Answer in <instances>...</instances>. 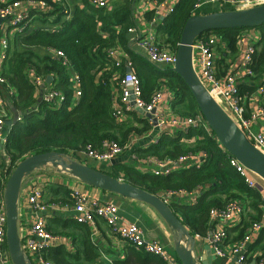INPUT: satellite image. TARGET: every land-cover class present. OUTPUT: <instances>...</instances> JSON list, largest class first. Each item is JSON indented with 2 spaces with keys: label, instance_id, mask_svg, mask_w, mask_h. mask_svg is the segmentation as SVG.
<instances>
[{
  "label": "trees",
  "instance_id": "1",
  "mask_svg": "<svg viewBox=\"0 0 264 264\" xmlns=\"http://www.w3.org/2000/svg\"><path fill=\"white\" fill-rule=\"evenodd\" d=\"M75 1H80L83 8L75 6L69 20L63 14L62 7L56 6L54 13L58 14V17L53 23L47 20L48 16L37 18L41 24H50L47 26L48 29L31 26L23 34L16 36L13 43H10L8 58L1 66L0 76L5 83L0 85V93L5 97L8 110L13 112V109H16L23 118L12 127L5 145V152L10 158L9 168L3 162L0 153V201L7 176L20 162L30 156L55 151L72 156L81 162L83 160L79 155L89 145L96 150L105 148V144L111 141L123 145L132 135L140 136L151 130L147 120L138 117L136 113H132L131 116L139 127L119 123L113 116L115 91L120 92V82L126 74L125 64L118 67L110 57L109 52L114 49L120 48L128 56L134 73L140 79L143 98L146 101L151 99L156 90L165 86L172 93L171 110L175 115L194 118L201 114L188 86L173 70H156L141 55L129 48L131 40L129 30L137 27L134 15L137 0H114L110 10L93 8L88 0ZM195 1L182 0L172 14L166 18H158L156 31L160 39L157 41L161 47L177 51L184 25L195 14L193 13ZM228 10L235 9L207 8L196 15ZM153 19V12L146 13L148 22L152 23ZM56 25H62V29L59 33H51L50 28ZM253 30L261 36L255 56L254 82L262 81L264 84V25L208 33L221 36L231 50L228 54L230 58L237 54L238 35ZM41 49L45 50L46 54L40 53ZM48 49L62 51L70 65L64 66L48 52ZM225 61L224 57L219 60L221 65ZM30 68L35 69L37 74L45 79L54 78L52 87L63 92L66 97L61 108H54L39 100V94L27 74ZM75 72L79 75L82 91L79 100L74 98L71 82ZM254 87L256 88V84ZM9 89L15 91L13 96L8 95ZM192 139H196L193 146L189 147L183 143V140ZM199 152L207 154V159L199 169L180 168L168 177L141 173L137 168V161H132L129 165L114 164L109 171L106 169L99 171L159 197L170 190H201L202 196L195 205H190L185 200H175L170 205L193 236L205 238L210 230V210L224 208L231 200L242 201L247 209L258 212L259 217L255 220H259L261 216L259 207L264 206L262 197L256 189L249 188L244 178L230 166L229 154L220 147L214 133L209 134L204 128L177 130L163 134L158 142L149 145V148H137L134 151L139 160L154 157L174 162L187 154ZM48 186L52 194L63 192L66 196L69 195L64 185ZM218 194L224 198L217 197ZM60 201L72 204V201L67 200L48 202ZM73 223L77 228L83 229L86 241L85 262L81 261L80 250L75 247L76 237L73 234H57L49 228L54 235L69 240L75 250L62 245L46 253V258L53 264L96 263L97 257L89 242L91 236L89 227L79 225L75 221ZM130 248L135 250L133 247ZM4 249H7L6 244ZM127 262L126 264H166L161 258L145 252L137 253L134 259Z\"/></svg>",
  "mask_w": 264,
  "mask_h": 264
},
{
  "label": "built area",
  "instance_id": "2",
  "mask_svg": "<svg viewBox=\"0 0 264 264\" xmlns=\"http://www.w3.org/2000/svg\"><path fill=\"white\" fill-rule=\"evenodd\" d=\"M114 0H88L91 7L96 9L110 10ZM182 0H145L142 7L143 13L153 12L154 19L152 25L156 26L158 18H166L175 11V8ZM264 4V0H196L193 13H201L203 10L216 6L219 9L232 7L235 10L247 9ZM61 6L63 14L68 20L71 17L70 5L65 0H0V72L1 66L7 60L10 51V39L23 34L29 29L33 21L38 17H44L55 12V7ZM4 22L8 23L7 31L4 29ZM62 25L52 26L51 33H59ZM136 33L140 48L144 51L146 58L153 66L163 70H173L177 62L176 52L161 47L157 37L151 31L142 34L136 28L129 30ZM6 37H5V35ZM261 39L257 31H244L238 36V54L225 74H220L217 65L216 51L219 46L224 45L221 36L215 33H205L198 37L193 44V66L199 80L205 86L210 95L227 112L237 126L244 132L251 144L264 154V130H257L256 124L264 121V107L261 102L264 100V85L256 87L255 99L256 107L249 115L246 113V104L240 95V86L247 80H254L255 56L258 52V43ZM54 58L60 60L64 66L70 65L69 60L60 50L48 49ZM110 57L115 61L116 66L123 64V52L120 48L109 52ZM128 69L132 68L131 61H128ZM32 85L39 94V100L54 108H61L65 102V95L61 91L55 90L52 85L47 84V79L38 75L36 70L30 68L27 71ZM74 89V98L79 100L82 96L80 78L78 73H74L71 78ZM5 80L0 76V85ZM120 92L115 96L113 116L117 122L121 123L137 110L143 111L145 119L151 126V130L159 131L160 135L173 133L177 130L186 131L189 128H204L209 134L213 133L202 114L194 118L180 117L171 110L172 93L163 86L156 90L149 101L143 98V90L140 79L133 72H126L120 82ZM15 91L8 90V95L13 96ZM170 103H169V101ZM151 115L152 118H147ZM13 112L8 110L4 95L0 93V153L5 150L9 129L6 122L11 120ZM22 114L17 122L22 121ZM156 121V124L154 123ZM216 138V137H215ZM140 137L132 135L128 142L121 145L116 141L105 144L101 150L87 146L81 153L80 158L85 162L88 159L95 161L100 167L109 170L116 159L130 150ZM158 140L156 141V143ZM220 145V144H219ZM225 151V149L220 145ZM227 153V152H226ZM229 154V153H227ZM72 157V156H71ZM132 160L138 162V169H143V164L152 166V174L157 177H168L176 170L184 168L199 169L207 159L205 152L197 154H187L179 158L177 162L170 159L161 160L158 158H147L139 160L133 152ZM230 166L244 178L249 188L254 189V182L249 178L250 173L235 157L229 154ZM82 161V162H83ZM10 162V158H9ZM9 162L7 165H9ZM9 168V166H7ZM6 168V169H7ZM101 169V168H100ZM10 174L7 176V181ZM6 181V182H7ZM42 183L33 182L27 193V202L35 213V220L20 236L22 249L29 257L31 264H53L46 253L59 246H69L70 241L66 238L54 235L47 228L48 214L54 211H61L63 208L56 203H48L45 200L44 187ZM6 185V184H5ZM43 185V184H42ZM70 205L74 221L79 225L94 227L96 222H103L109 227L111 233L118 240L136 250L143 251L149 255L161 258L166 264H180L177 258L169 255L163 245L157 241L148 239L141 228L135 224L119 225V208L115 204L101 202L89 194L81 191L77 186L70 187ZM202 196V191L170 190L165 192L160 198L168 205L175 200H185L190 205L197 204ZM0 263L9 259L8 250L4 249L6 244V208L2 199L0 201ZM247 209L242 201L231 200L224 208H213L210 210V222L218 224L220 227L213 229L204 238L213 248L217 257L231 261V264H248L245 254L246 247L252 242L254 236L260 232L263 225L255 223L251 232L237 245L226 250L224 247L227 239V228L240 222L247 214ZM200 237V236H195ZM264 264V263H262Z\"/></svg>",
  "mask_w": 264,
  "mask_h": 264
},
{
  "label": "crops",
  "instance_id": "3",
  "mask_svg": "<svg viewBox=\"0 0 264 264\" xmlns=\"http://www.w3.org/2000/svg\"><path fill=\"white\" fill-rule=\"evenodd\" d=\"M69 5L71 9V15L75 8V6H79L80 8H83V5L80 1L75 0H65ZM114 2V1H113ZM145 0H137L138 6L135 7L134 15L137 23L136 30H138L141 34L143 32L151 31L154 33L159 40V36L157 35L156 26H153L152 23L148 22L146 20V13L142 11V7L144 5ZM210 9H216V6L209 7ZM51 23L55 21V19L58 17V14L53 13L50 15H47ZM40 18V17H38ZM48 25L50 24H41L40 21H37V18L33 21L32 27L35 28H45L48 29ZM52 28V27H51ZM50 28V29H51ZM130 43L129 48L134 51L135 53L141 55L146 61L148 59L145 56L144 51L140 48L138 43V38L136 33H130ZM223 50L222 53H220V50ZM40 53H45V50H39ZM123 52V51H122ZM231 53V50L228 49L227 44L224 42L223 46H219L216 51L217 56V65H218V71L220 74H225L229 67L230 63L233 62L231 59H229L228 54ZM124 55H122V61L125 60L123 63L125 64L126 72L128 71V66L126 65L129 60L128 56L123 52ZM226 59L225 63L221 65L219 62L220 59L223 57ZM238 50H237V54ZM236 58V57H235ZM149 65H151L152 68L156 70H160L161 68H158L156 66H153L148 61ZM220 63V64H218ZM225 67V68H223ZM131 70L134 72V67L132 66ZM54 83V82H53ZM256 84V87L259 85H264L262 81L254 82V80H247L240 86V95L243 99V102L246 104V113L249 115L251 110H254L256 107V99H255V92L256 88L254 85ZM251 90H253L251 92ZM116 95H118V91H115ZM169 101V100H168ZM170 103V101H169ZM262 106L264 107V100L261 102ZM136 115L142 119H145L143 115H141L139 112H136ZM122 123L127 124L128 126H134L139 127V124L133 120L132 116L127 117ZM257 130H264V121H260L256 124ZM162 135L159 134V131L157 130H150L147 133L140 135V140L137 142L130 150H128L122 157L115 160L113 165L115 164H126L129 165L132 163L131 155L137 148H149V145L156 144V141L159 140V138ZM196 139H192L189 141L183 140V143L193 146ZM1 157L3 159V162L7 165L9 162V156L5 152V150L2 152ZM81 163H85L82 162ZM86 165L93 167L92 165H89L86 163ZM112 165V166H113ZM8 166V165H7ZM111 166V167H112ZM94 168V167H93ZM97 169V168H96ZM100 168H98L99 170ZM153 168L150 164L144 163L143 169H138L143 174H149L151 173ZM249 178L254 182L255 188L260 196L262 197V200L264 202V180L258 177L257 175L250 172L248 174ZM35 182L42 183L40 184L41 187H44V194H45V200L48 202L50 200H67L71 202L70 197V187L77 186L78 189L81 191L89 194L91 197L104 202V203H111L115 204L119 208V225L123 224H135L139 228L143 230L146 237L148 239L157 240L159 241L166 252L174 256L176 258V255L171 254L167 251V248L173 249L175 253V246L176 242L178 241L177 234L164 222V220L160 217V215L149 205L131 200L128 198H124L122 196L112 194L109 192H105L102 190H99L97 188L89 187L78 180L70 177L69 175L65 173H58L56 169L53 167H46L42 170L36 171L32 176L29 178H26L23 181L21 193H20V199H19V235L21 236L23 232L31 226L32 222L35 220V213L29 206L27 202V193L31 186V184ZM49 184H53V186H59L64 185L68 191L69 195L66 196L63 192L60 193H51L49 191ZM217 197L222 198L223 195L218 194ZM224 198V197H223ZM60 201L59 204L61 208H63L61 211H54L52 213L48 214L47 219V228L53 230V232L57 234L62 233H70L73 234L76 237L75 247L76 249L80 250V256L81 261L85 262L84 258V250H85V244L86 241L84 239L83 229L77 228V225L74 224L73 219V213L70 211V204L67 202ZM49 203V202H48ZM54 203V202H53ZM261 210V216L259 220H255L258 216V212H255L253 209H249L247 214L242 217L241 221L228 227L227 228V239L225 240L224 247L226 250H230L234 246H237L246 235H248L251 232V228L255 223H261L263 225L260 232H258L251 243H249L246 247L245 254L247 256V262L248 264H262L264 263V206L259 207ZM142 218H144L147 222H143ZM89 227V226H88ZM220 226L216 223L210 222V230L208 233H210L213 229H217ZM89 230L91 232L90 245L93 248V253L97 257L96 263L93 262V264H105L102 260V257L104 259H107L105 256V253L108 249H110L111 246V240L116 239L115 236L111 233L109 227H107L103 222H96V225L94 227H89ZM196 245L194 249V257L199 262V264H231V261L217 257L215 255V252L211 245L204 239L203 237H195ZM120 241V240H119ZM70 250H75L72 243L70 242V245L67 246ZM97 248H101V254H104L102 257L100 256V253L97 251ZM137 253H143V251L134 250L130 247H125L124 254L121 255L120 253V259L124 260L123 263H113V264H126L127 261H131V259H134L136 257ZM108 260V259H107ZM4 264H12L10 258L4 260ZM2 264V263H0Z\"/></svg>",
  "mask_w": 264,
  "mask_h": 264
},
{
  "label": "water",
  "instance_id": "4",
  "mask_svg": "<svg viewBox=\"0 0 264 264\" xmlns=\"http://www.w3.org/2000/svg\"><path fill=\"white\" fill-rule=\"evenodd\" d=\"M264 25V5L246 10L218 11L193 15L184 25L176 52L177 62L173 68L188 86L201 114L213 131L218 143L227 153L235 157L247 170L264 180V154L257 150L246 138L227 112L210 95L199 80L193 66V44L201 35L219 31L254 28ZM128 69L127 72H131ZM52 85L53 77L47 78ZM141 115L143 111L137 110ZM21 113L13 109V117L6 122L11 131ZM152 118L151 115H146ZM156 124V121H154ZM9 131V133H10ZM53 167L58 173H65L82 184L135 200L151 206L164 222L177 234L175 255L180 264H199L194 257L196 240L179 217L159 196L153 195L128 182L116 179L106 173L66 156L60 152H47L30 156L20 162L11 172L6 182L3 200L6 208V245L12 264H31L21 245L19 235V199L23 181L36 171Z\"/></svg>",
  "mask_w": 264,
  "mask_h": 264
},
{
  "label": "rangeland",
  "instance_id": "5",
  "mask_svg": "<svg viewBox=\"0 0 264 264\" xmlns=\"http://www.w3.org/2000/svg\"><path fill=\"white\" fill-rule=\"evenodd\" d=\"M264 5V4H263ZM138 6V4H136V7ZM261 6V5H260ZM255 7H257V6H255ZM251 8H253V7H251ZM247 9H249V8H247ZM242 10H246V9H242ZM4 29L7 31V29H8V23L7 22H4ZM4 35H5V33H4ZM241 35V34H240ZM239 36V35H238ZM5 37H6V35H5ZM9 39H10V43H13V41H14V38L13 37H9ZM222 49L220 50V53H222ZM235 57H236V55L234 56V57H230L229 59H231L232 61H234V59H235ZM223 68H225V67H223ZM84 160V159H83ZM87 164H89V165H92L95 169L97 168H101V169H104L105 167H100L101 165H98L95 161H93V160H90V159H88L87 161ZM109 171V170H108ZM142 220H143V222L145 223V222H147L144 218H142ZM127 245L126 244H124L122 241H119L117 238L116 239H113V240H111V246H110V249H108L107 251H106V253H105V256L107 257V259H104L102 256L104 255V254H101V251H100V249L101 248H97V251L100 253V256L102 257V260H103V262L105 263V264H113V263H120V262H122L123 263V261L124 260H121L120 259V253H121V255L122 254H124V251H125V247H126ZM127 247H129V246H127ZM167 251L169 252V253H171V254H174L175 255V253H174V251H173V249H171V248H167Z\"/></svg>",
  "mask_w": 264,
  "mask_h": 264
}]
</instances>
